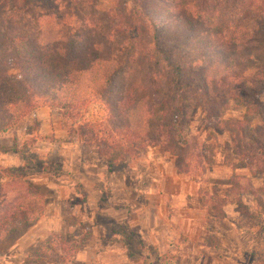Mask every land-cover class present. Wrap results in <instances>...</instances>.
<instances>
[{"label": "rangeland", "instance_id": "374dc122", "mask_svg": "<svg viewBox=\"0 0 264 264\" xmlns=\"http://www.w3.org/2000/svg\"><path fill=\"white\" fill-rule=\"evenodd\" d=\"M167 1L143 0L150 8L171 13ZM112 2L72 0V5L65 2L67 5L62 4L60 8L64 21L59 26L42 1L30 0L22 8L8 4L0 9V31L15 34L28 31L39 39L46 31L59 32L62 27L60 35L78 33L103 59L119 61L122 57L129 58L131 52L123 45V37L108 22L106 13ZM176 2L193 6L196 11L203 10L215 30L244 42L247 49L260 46L256 54H263L264 0ZM179 44L168 42L167 46L175 48ZM246 53L238 50L239 59L229 73L208 79L212 96L221 102L216 118L207 120L195 106L185 113L183 136L197 148V175H181L176 170V158L160 147L141 148L131 153L120 149L107 159H99L94 148L66 137L60 115L45 108L37 109L0 135V153L6 155L2 163L13 160V167H6L9 169L23 166L29 185L44 200V215L38 220L41 224L35 222L9 237L0 246V264H80L76 263L75 256L84 248L86 253L81 264H86L93 256L96 259L91 264H102L101 247L115 244L123 247L127 264H171L167 252H157L156 240L162 228L158 233L147 230L149 210L157 201L156 195L161 193L176 195L170 202L174 209L169 210V215L176 218L179 227L183 219L178 211L187 201L186 197L197 203L205 229L211 231L201 234L202 245L209 246L200 252L202 264H217L220 260L222 264H264V172L252 171L247 161L236 154L227 127L230 122L244 123L249 142L264 128L260 108L251 94L263 75L258 70L264 68V63H248ZM192 54L187 53L186 57L193 56L192 61L198 64L206 56L200 50ZM134 59L137 61L127 65L136 69L134 73L138 72L143 88L150 87L153 95H148L153 103L157 102L163 67L155 66V70L162 69V73H154L147 68L151 64L146 57L135 56ZM10 74L14 76V72ZM101 102V98L91 100L84 110L86 120L94 122L102 118ZM5 178L0 171V184ZM242 181L247 182L248 191L235 196L233 190ZM124 196L123 204L120 200ZM144 210H148L146 215ZM121 214L129 216L128 223L116 221ZM186 214L196 217L193 212ZM186 228L189 230L192 225L187 223ZM179 232L184 234L182 229ZM163 240L167 244L175 242L177 247H190L183 244L181 235L163 237ZM73 247L77 248L76 253L71 252ZM223 251L229 257L227 260H223ZM191 259L177 258L174 262L190 264Z\"/></svg>", "mask_w": 264, "mask_h": 264}, {"label": "trees", "instance_id": "16d2710c", "mask_svg": "<svg viewBox=\"0 0 264 264\" xmlns=\"http://www.w3.org/2000/svg\"><path fill=\"white\" fill-rule=\"evenodd\" d=\"M28 1L0 0V9L8 4L22 8ZM38 1L48 5L57 26L64 21L61 5H72V0ZM167 3L171 13L150 8L143 0H113L106 13L108 22L131 52L129 58L119 61L103 59L78 33L60 35L62 27L59 32L46 31L39 39L28 31H0V134L45 108L60 115L66 137L94 148L99 159H107L120 149L131 153L160 147L176 158V170L181 175H197V148L183 136L187 109L195 106L207 120L216 118L221 102L211 94L209 77L229 73L239 59L238 50L247 51L248 63H264V49L263 54H256L260 46L247 49L244 42L215 30L203 10L196 11L176 0ZM168 42L180 44L169 48ZM198 50L206 54L201 64L193 62V56L186 57ZM135 56L146 57L151 64L147 68L154 73H162L155 66L164 69L157 102L148 95L152 94L150 87L143 88L136 69L127 65L137 61ZM258 71L263 75L251 94L264 120V68ZM99 98L102 118L89 122L84 110L91 100ZM227 127L236 154L252 171L264 172V128L249 142L244 123L230 122ZM23 168L0 170L6 177L0 184V246L43 216L44 200L29 185ZM237 185L235 196L248 191L247 182ZM76 251V247L71 250Z\"/></svg>", "mask_w": 264, "mask_h": 264}, {"label": "crops", "instance_id": "0c3cea01", "mask_svg": "<svg viewBox=\"0 0 264 264\" xmlns=\"http://www.w3.org/2000/svg\"><path fill=\"white\" fill-rule=\"evenodd\" d=\"M5 159H6V155H2V153H0V161H1L0 167L6 168V167H10L13 165V163H11V161L13 160H11L10 163H8L9 165L3 164L2 162H4ZM156 197H157V201L154 207L152 208L151 206H148L149 208H152V210H149L151 212H149L150 213V216L148 218L149 227L147 228V230H150L151 233H158L159 229L162 228V231H161L162 233L159 234V238H157L156 240V243L158 244L157 252L159 251L167 252L169 254L168 257L172 262L171 264H176V262L174 261H176L177 258L183 261V260H187V258L189 257L192 258L190 264H202L203 260H202V255L200 254V252L206 250L209 246L205 244L202 245L201 241H204V237L201 234L202 233L204 234L206 231L208 232V234H210L211 231L210 229L209 230L205 229L206 225L204 224L203 215L201 214V211L199 210L197 203L189 201V199L186 197L187 201L184 202V206L181 207L178 211V213H180L179 216L182 217L183 219V222H181V224L183 225L179 227V225L177 224L176 218H174V216L172 215H169V210L174 209V207L170 206V202L176 199V195L161 193L160 195L157 194ZM194 198L195 197L193 198L191 197L190 199H194ZM145 200L147 199L145 198ZM120 202L123 204L125 203V196L123 199L120 200ZM147 205H148V202L145 204V206L147 207ZM122 210L124 209L122 208ZM147 211L148 210H144L145 215ZM190 212L195 213L196 217L192 218V214L190 215L186 214ZM43 215H44V212H43ZM116 221L118 223H121V222L128 223L129 216H127L126 214H123V215L121 214V217ZM191 222L192 224H190ZM187 223H189V225H192V228L189 230L188 228H186ZM40 224L41 223L39 221L37 225H40ZM181 229L184 231V234L182 232H179ZM178 235H181L183 241L185 242V243L183 242V244H188L190 247H187V248L177 247L175 246V242L173 244L172 243L167 244L163 240V237L170 238L171 236L177 237ZM101 250H102V254H100L99 257H101L102 255L104 256V258H99V259H103L104 262L102 264H127V261L124 258L125 255L123 254V247L121 245L115 244V246H110V245L103 246L101 247ZM84 251H86V248L82 249L76 254L75 256L76 263H80V264L82 263L83 257L85 255L84 253H86ZM190 252L191 254H189ZM221 254L223 256V260H227V258H229L226 255V252L223 251V253L221 252ZM95 259H96V256L91 257V260H88L86 264H91V262H93ZM220 261H218L217 264H219ZM220 263L222 264V262Z\"/></svg>", "mask_w": 264, "mask_h": 264}]
</instances>
